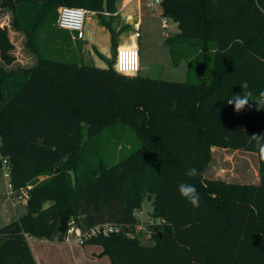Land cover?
<instances>
[{"label": "trees", "instance_id": "trees-1", "mask_svg": "<svg viewBox=\"0 0 264 264\" xmlns=\"http://www.w3.org/2000/svg\"><path fill=\"white\" fill-rule=\"evenodd\" d=\"M118 1L0 0V7L13 9V24L31 44L49 23L70 38L56 24L61 7L96 12L104 22L105 14L113 20ZM159 6L179 27L168 45L195 42L201 53H214L209 81L120 74L116 35L107 68L39 53L33 68L8 70L14 45L0 27V172L9 167L15 196L32 187L26 214L0 227V264H38L29 239L65 241L64 217L83 233L120 226L86 242L101 246L111 264H264V160L248 142L264 133V0H162ZM243 81L252 101L237 113L227 99L243 93ZM112 128L123 137L98 139ZM214 147L256 153L260 182L203 179ZM193 167L199 175L189 178L185 172ZM181 182L195 185L199 209L179 195ZM146 199L153 204V245L137 235L135 211Z\"/></svg>", "mask_w": 264, "mask_h": 264}, {"label": "rangeland", "instance_id": "rangeland-1", "mask_svg": "<svg viewBox=\"0 0 264 264\" xmlns=\"http://www.w3.org/2000/svg\"><path fill=\"white\" fill-rule=\"evenodd\" d=\"M142 1L143 8L138 15L136 12L128 10V6L133 5L132 2L128 5V0H119L112 17L113 20H110V14H105L104 22L96 12L88 11L83 39H77L70 32V38L62 36L56 30H50L49 26L54 23H49L48 26L39 30L31 44L28 35L24 31L18 30L13 24L15 18L13 9L0 7V27H7L10 40L14 45L13 54L16 58L13 66L7 67V69L33 68L39 62V53L58 61L108 67L110 61L115 60L116 49L113 47V36L116 35L117 47H119L126 38L135 32L133 29L134 18H139L140 36L142 35L139 41L142 68L140 74L142 76L180 83L187 81L199 83L204 79L209 81L214 67V53L211 51L201 53L194 44L195 42H174L171 46L168 45L166 35L173 37L179 33L178 24L170 20L168 27L165 28L159 6L154 4L153 0ZM125 26H129L130 30L125 31ZM62 33L67 34L66 31H62ZM95 37L96 40L90 39ZM126 51H130L131 63L134 64L137 51L136 42L128 44ZM120 128H122L125 138L129 137L133 141L136 139L129 126L123 125ZM118 129L106 130L98 139L102 140L105 136H109L113 140L123 137ZM138 143L136 148L141 146L139 141ZM118 157L117 154L116 158ZM4 173L7 174L6 170L0 172V214L2 215L0 227L26 214V201L17 199L14 202L15 207L10 201L8 196L11 192L10 180L4 177ZM202 178L221 179L240 184H258L260 182L258 156L253 152L214 147L211 160L202 172ZM152 211L153 204L147 199L144 200L142 208L135 211L140 220L137 235L144 245H153L154 243L153 229L148 225L149 223L153 224ZM74 226L76 225L74 224ZM71 237L63 242L30 238L29 244L34 250L39 264H111L109 256H101L103 251L101 246L86 243L80 245L75 239L77 238L75 234Z\"/></svg>", "mask_w": 264, "mask_h": 264}, {"label": "built area", "instance_id": "built-area-1", "mask_svg": "<svg viewBox=\"0 0 264 264\" xmlns=\"http://www.w3.org/2000/svg\"><path fill=\"white\" fill-rule=\"evenodd\" d=\"M161 1L162 0H153L154 4H157V5H160ZM87 14H88V11L82 8H73V7H66V6L61 7L59 10V15H58L56 24L60 29L69 31L77 39H83L85 35V25L87 21V18H86ZM162 18H163V25L165 28H167L170 19L167 17H162ZM137 51L135 53L136 57L134 60L133 68L130 71H125V69L119 70L120 72L118 73L126 75V76L135 77L134 74L136 73L135 71L137 70V66H138V60H137L138 52ZM120 54H119V58H120ZM118 62H119V59H118ZM4 170H6L7 172V174L4 173V177L10 180L9 167L5 166L2 171ZM9 188L11 192L14 194L12 190V186L10 185V181H9ZM31 188H32L31 186L27 187V189L21 192L20 196H15L14 194L15 198L19 200L27 201L29 197L28 191ZM120 229L121 227L117 225L103 224V225H98L96 227H93L90 230L83 233L78 227L74 226L73 222H71L69 224V228L67 231L66 240L72 238L71 236L75 234L77 237L75 239L79 242V244L84 245L89 239L93 237H97L99 235H109L112 233H118Z\"/></svg>", "mask_w": 264, "mask_h": 264}, {"label": "clouds", "instance_id": "clouds-1", "mask_svg": "<svg viewBox=\"0 0 264 264\" xmlns=\"http://www.w3.org/2000/svg\"><path fill=\"white\" fill-rule=\"evenodd\" d=\"M240 87L243 89L242 94H234L230 99H227V103L229 105H234V111L239 113L246 106L249 105V101H252V93L249 89V84L247 81H243L240 83ZM261 96H264V92L260 93ZM249 144H252L254 148L257 150L260 159L264 160V133L261 134H252L248 136ZM185 175L189 178H194L199 175V172L196 168H190L185 172ZM179 195L186 199L194 209H199L201 206L200 203V195L195 187V185L181 182L177 186Z\"/></svg>", "mask_w": 264, "mask_h": 264}, {"label": "crops", "instance_id": "crops-1", "mask_svg": "<svg viewBox=\"0 0 264 264\" xmlns=\"http://www.w3.org/2000/svg\"><path fill=\"white\" fill-rule=\"evenodd\" d=\"M131 2L133 5L131 7L128 6V10H130V12H132V11L134 13L136 12L139 15V11L142 10V8H143V4H144L143 1L142 0H128L127 4L129 5V3H131ZM159 8H160V6H159ZM160 12H161V9H160ZM128 14H129V11H128ZM134 19H135V25H133V29L135 32H133L129 38H126L125 42L121 43V45L118 47L116 63H115L114 68L117 72H120L119 70H124V69H125V71H130L133 68V64L131 63L132 55L129 54L130 51L129 52L126 51V46L128 44H130L131 42L135 41L137 44V49H138V51H137L138 52V56H137L138 66H137V70L135 71L136 73L134 74V76H138V75H140V71L142 70V68H141V57H140L141 48L139 45V41H140V38H142V35L140 36V27H139V26H141L140 19L139 18H134ZM132 21H133V19H132ZM99 32H100V30H99ZM166 36H168V35H166ZM90 37H91V35H90ZM90 39L96 40V37L90 38ZM120 52H121V54H120ZM119 54H120V58H119ZM118 59H119V62H118ZM96 67L107 68V67H104L102 65H99ZM8 196L10 197V201L13 203V205L15 207L14 202L17 200V198H15V196L12 192H10L8 194ZM0 202H1V197H0ZM0 217H2L1 214H0ZM32 252L35 256V252L33 249H32ZM35 258H36V256H35ZM36 260H37V258H36ZM37 263L39 264L38 260H37Z\"/></svg>", "mask_w": 264, "mask_h": 264}, {"label": "water", "instance_id": "water-1", "mask_svg": "<svg viewBox=\"0 0 264 264\" xmlns=\"http://www.w3.org/2000/svg\"><path fill=\"white\" fill-rule=\"evenodd\" d=\"M70 218L69 217H64L61 219V223H60V227H59V231L62 234H66L69 228V224H70Z\"/></svg>", "mask_w": 264, "mask_h": 264}]
</instances>
